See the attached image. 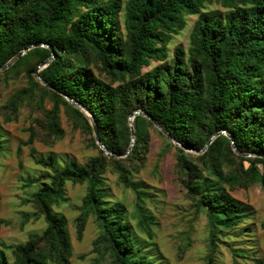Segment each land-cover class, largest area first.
Listing matches in <instances>:
<instances>
[{
	"label": "trees",
	"instance_id": "obj_1",
	"mask_svg": "<svg viewBox=\"0 0 264 264\" xmlns=\"http://www.w3.org/2000/svg\"><path fill=\"white\" fill-rule=\"evenodd\" d=\"M211 4L221 5L226 13L206 11ZM188 16L197 17L189 47H176L170 58L169 45L185 30ZM42 44L52 49L37 46ZM30 47L0 72L2 79L21 73L28 79V86L1 107L5 122L16 121L24 104L50 98L54 108L41 123L44 139L53 143L64 137L59 120L64 105L100 154L83 165L70 161L62 169L52 156L36 161L51 173L24 180L25 188L42 184L24 203L34 206V216L44 217L47 227L42 235L5 247L12 251V263L0 249V264H70L67 221L54 210L66 200L69 182L87 184L76 229L82 240L90 218L98 227L92 264H155L135 236L127 209L113 202L103 186L110 169L124 188L136 191L140 226L152 237L153 218L141 205L145 194L133 178L146 164L152 131L168 147L173 143L142 114L133 120V137L129 119L136 111L149 115L183 146L176 147L177 174L186 197L207 216L212 252L217 238L240 228L249 210L231 190L254 185L264 189V0H0V68ZM53 54L39 73L47 84L43 86L34 71ZM154 62L158 65L144 70ZM65 97L90 111L111 154L127 155L109 157L99 149L88 119ZM222 131L239 152L256 157L238 155L225 134L201 155L185 151H202ZM36 137L31 129L25 144ZM4 153L0 130V158ZM244 162L249 164L246 174ZM233 256V264L252 259L242 249ZM212 262L209 256L207 264Z\"/></svg>",
	"mask_w": 264,
	"mask_h": 264
},
{
	"label": "rangeland",
	"instance_id": "obj_2",
	"mask_svg": "<svg viewBox=\"0 0 264 264\" xmlns=\"http://www.w3.org/2000/svg\"><path fill=\"white\" fill-rule=\"evenodd\" d=\"M206 11L226 13V10L219 4L208 5ZM124 15V13L121 15L122 20ZM196 20V16H188L185 30L173 37L169 45L170 58L176 47L182 46L185 50L188 49L190 34ZM156 65L158 63L154 62L152 66L145 67L144 70H150ZM38 68L40 65L35 71ZM35 71L37 81L46 86ZM26 86H28V79L25 73L7 80L0 78V110L19 90ZM69 103L80 110L78 105L70 101ZM53 108L54 101L45 98L43 102H35L32 105L24 104L19 110L16 121L5 122L6 119L0 113V130L3 133L5 145V153L0 158V249L5 252L11 263L14 261L12 251L5 247L25 243L34 234L42 235L47 227L44 217L36 219L34 216L37 212L34 206L24 203L42 186V184H37L31 188H25L24 180L27 177L51 173L47 168L38 165L36 161L38 159L48 160L52 156L57 167L62 169L70 161L83 165L100 154L91 143V136L85 133L79 124H76L64 105H60L59 113L64 137L53 143L46 141L41 123L45 122L47 114ZM82 112L92 126V115L85 110ZM156 128L161 131L158 127ZM31 129L35 130L37 137L32 144L26 145L25 142L29 139ZM161 132L171 140L166 133ZM93 137L95 138L94 133ZM171 141L173 146L168 147L162 136L152 131L146 164L133 178L138 190L145 194L141 205L146 209L148 216L153 218L152 237L140 226L141 217L136 191L132 188H124L119 183L117 174L110 169L103 175V186L109 190L113 202L125 206L127 218L135 236L145 247L146 252L151 255L155 264H207L209 256L213 259L212 264H233V253L240 249L252 258L246 264H254L255 260L264 264V228L262 227L264 189L260 185H254L231 190L233 197L248 207L249 217L238 230L224 232L217 238L215 250L212 252L207 216L186 197V189L177 174L178 151L176 147H181V145ZM98 147L103 150L99 145ZM185 151L195 155L202 154L191 150ZM244 157L254 158L256 156L250 154ZM248 166V162H244L245 174ZM259 168L263 171V166ZM86 192L87 184L74 185L69 182L66 185V200L60 206L54 207L56 212L65 217L71 235L73 254L70 264H92L96 258L92 250L99 230L92 218L86 224L82 240L77 238L76 219L80 214V206Z\"/></svg>",
	"mask_w": 264,
	"mask_h": 264
},
{
	"label": "water",
	"instance_id": "obj_3",
	"mask_svg": "<svg viewBox=\"0 0 264 264\" xmlns=\"http://www.w3.org/2000/svg\"><path fill=\"white\" fill-rule=\"evenodd\" d=\"M37 46H46V47H49L48 45H44V44H42V45H37ZM33 47H30V48H28V49H25V50H23V51H21V52H19L14 58H12L7 64H5L4 66H2L1 68H0V71H5L6 69H8V68H10L14 63H16L27 51H29L30 49H32ZM50 49H52L51 47H49ZM53 58H54V54L48 59V60H46L45 62H43L41 65H40V68H38L36 71H35V74L41 79V77L39 76V73H40V71L42 70V69H44L52 60H53ZM42 80V79H41ZM43 81V80H42ZM43 83H45V85H47L46 84V82H44L43 81ZM67 99H68V101H70L71 103H74L75 105H78V107L80 108V110L81 111H87L88 113H90V111L86 108V107H84L81 103H77V102H75L74 100H72V99H70L69 97H66ZM91 114V113H90ZM139 114H142V115H144V116H146V117H148L154 124H155V126L156 127H158L161 131H163L164 133H166L165 131H164V129L159 125V124H157L156 122H155V120H153L149 115H147L146 113H144V112H141V111H136V112H134L131 116H130V119H129V123H130V126H131V130H132V136L134 137V127H133V120H134V118H135V116H137V115H139ZM93 118V122H92V126H93V129H94V134H95V139H96V142H97V144L103 149V151H105V153L106 154H108V155H110V156H113V157H121V156H119V155H113V154H111V152L105 147V145L101 142V140H100V138H99V133H98V127H97V123H96V121H95V119H94V117H92ZM221 134H225V135H227L230 139H231V141H232V146H233V149L235 150V152L236 153H238V154H240V155H242V156H250V154H245V153H241V152H239L238 150H237V147L235 146V144H234V141L232 140V137L229 135V133L228 132H226V131H222V132H219V133H216L211 139H210V141L206 144V146H205V148L202 150V151H200V153H203V152H205L206 151V149L208 148V146L212 143V141L214 140V139H216L218 136H220ZM166 135L171 139V140H173L174 142H176V143H178L175 139H173L168 133H166ZM179 144V143H178ZM182 148H183V146H181ZM186 150H188V149H186ZM130 151V150H129ZM128 151V152H129ZM191 151H195V150H191ZM127 155V154H126ZM253 156H256V154H252ZM261 157H264V155H261Z\"/></svg>",
	"mask_w": 264,
	"mask_h": 264
}]
</instances>
